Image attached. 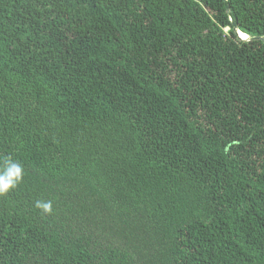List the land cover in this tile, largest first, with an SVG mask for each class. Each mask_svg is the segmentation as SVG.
I'll list each match as a JSON object with an SVG mask.
<instances>
[{
    "label": "trees",
    "instance_id": "1",
    "mask_svg": "<svg viewBox=\"0 0 264 264\" xmlns=\"http://www.w3.org/2000/svg\"><path fill=\"white\" fill-rule=\"evenodd\" d=\"M225 3L264 36V0H0V264H264V41Z\"/></svg>",
    "mask_w": 264,
    "mask_h": 264
},
{
    "label": "clouds",
    "instance_id": "2",
    "mask_svg": "<svg viewBox=\"0 0 264 264\" xmlns=\"http://www.w3.org/2000/svg\"><path fill=\"white\" fill-rule=\"evenodd\" d=\"M24 168L10 157L0 161V195L6 194L15 189L23 180ZM36 207L44 213H51L52 204L50 201H37Z\"/></svg>",
    "mask_w": 264,
    "mask_h": 264
},
{
    "label": "water",
    "instance_id": "3",
    "mask_svg": "<svg viewBox=\"0 0 264 264\" xmlns=\"http://www.w3.org/2000/svg\"><path fill=\"white\" fill-rule=\"evenodd\" d=\"M225 8H226V12H227V14H228V16L230 18L231 24L233 26V30H234V32L236 34H238V38L241 41H243V42H249V41H264V36L263 37L248 38L247 36L243 35L245 38H241L240 35H242V34L238 33V31H237V26H236V24H235V22H234V20L232 18V15H231V13L229 11V7H228L227 3H225Z\"/></svg>",
    "mask_w": 264,
    "mask_h": 264
},
{
    "label": "bare ground",
    "instance_id": "4",
    "mask_svg": "<svg viewBox=\"0 0 264 264\" xmlns=\"http://www.w3.org/2000/svg\"><path fill=\"white\" fill-rule=\"evenodd\" d=\"M96 18V17H95ZM110 21V20H109ZM241 36V38H245L243 35H240Z\"/></svg>",
    "mask_w": 264,
    "mask_h": 264
}]
</instances>
